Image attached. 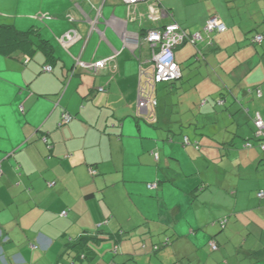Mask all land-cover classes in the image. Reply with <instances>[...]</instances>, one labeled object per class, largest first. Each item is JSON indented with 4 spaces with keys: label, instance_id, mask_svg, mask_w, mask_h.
<instances>
[{
    "label": "crops",
    "instance_id": "crops-1",
    "mask_svg": "<svg viewBox=\"0 0 264 264\" xmlns=\"http://www.w3.org/2000/svg\"><path fill=\"white\" fill-rule=\"evenodd\" d=\"M157 2L152 22L146 2L0 0V264H73L83 233L76 264H226L207 257L222 248L264 264V0ZM213 17L227 30L207 34ZM172 23L203 41L175 50L182 78L157 88V121L138 118L145 37Z\"/></svg>",
    "mask_w": 264,
    "mask_h": 264
},
{
    "label": "built area",
    "instance_id": "built-area-1",
    "mask_svg": "<svg viewBox=\"0 0 264 264\" xmlns=\"http://www.w3.org/2000/svg\"><path fill=\"white\" fill-rule=\"evenodd\" d=\"M129 5L132 10L136 5L141 2L149 3L147 18L152 22H158L162 19L163 15L160 12L157 0H123ZM207 34L211 33H222L227 30L226 25L217 17L209 19L204 27ZM69 44L73 43L76 39V35H67ZM128 42H133V38H127ZM145 42H148L152 50V58L150 66L153 70L152 74L147 73L144 66L141 67V80L139 86V96H138V110L136 116L138 118H152V121H157L155 117V111L158 107V99L156 98V90L158 85L163 83H172L178 81L182 77V69L178 62L176 61L175 50L186 43H192L196 45L198 42L203 41V36L201 33L190 34L177 24H169L164 28L154 29L147 32L145 37ZM137 44L140 42L137 37ZM264 42L263 35H256L253 37V43L262 44ZM113 58L105 61L98 62L96 64H84L79 63L82 68L89 71H95L104 68ZM46 72H51L52 67H45ZM100 91H105L101 88ZM73 116L67 112L62 115V122L69 124L73 121ZM254 124L256 128L255 137L264 139V120L262 116L257 115L254 119ZM47 141L46 139H44ZM264 141V140H263ZM262 143V149L264 150V142ZM189 139L185 137V144H188ZM247 148H253L254 145L251 142L246 144ZM157 158V156H156ZM95 174V171H92ZM1 176V168H0ZM157 184H150L149 188L154 189ZM260 199L264 198V193L260 192L258 194ZM66 215V213H63ZM226 222L223 221L221 224L224 226ZM210 247L213 251L218 250V245L216 242L211 241Z\"/></svg>",
    "mask_w": 264,
    "mask_h": 264
},
{
    "label": "trees",
    "instance_id": "trees-1",
    "mask_svg": "<svg viewBox=\"0 0 264 264\" xmlns=\"http://www.w3.org/2000/svg\"><path fill=\"white\" fill-rule=\"evenodd\" d=\"M9 29H12V27L10 26H4L3 27V30L1 32V41L3 42L4 41V37L5 35L7 34L6 32L9 31ZM204 30V29H203ZM19 34V33H18ZM28 33H20L19 36L22 37V36H26ZM261 35V34H260ZM192 44V43H191ZM198 44V43H197ZM196 44V45H197ZM194 45V44H192ZM195 45V46H196ZM200 53V52H199ZM182 78V77H181ZM181 78L179 80H181ZM178 80V81H179ZM177 81L175 82H172V83H169V84H174L176 83ZM164 84V83H163ZM168 84V83H167ZM161 85V84H160ZM159 86V85H158ZM158 88V87H157ZM157 91V90H156ZM157 98V97H156ZM155 117H156V112H155ZM157 118V117H156ZM146 120H152V118H145ZM254 140L256 141H259V142H262L264 139H260V138H256L254 137L253 138ZM264 142V141H263ZM252 143V142H251ZM260 193V192H259ZM222 223V222H221ZM222 225V224H221ZM93 239L94 237H91L90 235H87V234H82L81 236H79L77 239L75 240H72L70 242V244L67 245V252H66V257H68V261H70L71 263L73 264H76L77 262H81L82 261V258L88 260L90 259V256H91V245L90 243L93 242ZM117 251V250H116ZM114 252L115 255L118 254V252ZM111 264V263H110Z\"/></svg>",
    "mask_w": 264,
    "mask_h": 264
},
{
    "label": "rangeland",
    "instance_id": "rangeland-1",
    "mask_svg": "<svg viewBox=\"0 0 264 264\" xmlns=\"http://www.w3.org/2000/svg\"><path fill=\"white\" fill-rule=\"evenodd\" d=\"M167 84V83H166ZM162 85H165V84H161V86ZM158 88H159V86H158ZM171 104H174V101H171ZM198 113V111H196L194 114L195 115H197L198 117H199V115L197 114ZM193 130H195L194 128H192ZM193 130H191V132L193 131ZM194 132V131H193ZM255 133H256V130H255ZM254 137H255V135H254ZM222 145H224V143H222ZM223 147V146H222ZM231 217L233 218V216H229V217H224L223 219H221V220H219L218 221V224H220L221 225V222H223V221H225L226 223L224 224V227L226 228L227 227V223L229 222V220L231 219ZM226 225V226H225ZM223 226V225H222ZM221 227V226H220ZM224 228V229H225ZM230 249V248H229ZM212 251V250H211ZM228 250V248H222L219 252H210V249H207V257L208 258H212V259H214V260H217L219 263L221 262V261H223L224 262V257H226V259L227 260H229V262L228 263H226V264H233V262L232 261H230L231 259H232V257H231V255L233 254V252H232V249H231V252ZM51 258H53V257H51V256H49V257H47V263L49 264L50 263V261H51ZM221 264V263H220ZM237 264H244V263H237ZM260 264H263V262H261Z\"/></svg>",
    "mask_w": 264,
    "mask_h": 264
},
{
    "label": "water",
    "instance_id": "water-1",
    "mask_svg": "<svg viewBox=\"0 0 264 264\" xmlns=\"http://www.w3.org/2000/svg\"><path fill=\"white\" fill-rule=\"evenodd\" d=\"M197 46V45H196ZM200 52V51H199Z\"/></svg>",
    "mask_w": 264,
    "mask_h": 264
}]
</instances>
